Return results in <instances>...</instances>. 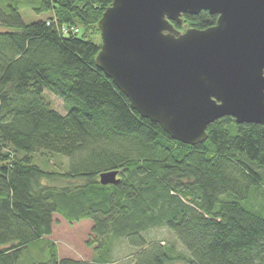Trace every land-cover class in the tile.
Instances as JSON below:
<instances>
[{"label":"trees","instance_id":"1","mask_svg":"<svg viewBox=\"0 0 264 264\" xmlns=\"http://www.w3.org/2000/svg\"><path fill=\"white\" fill-rule=\"evenodd\" d=\"M111 3L0 0V264L105 263L102 255L92 263L60 258L50 240L46 260L26 259L52 234L57 213L90 220L88 244L106 254L111 241L126 240L134 264H264V213L250 203L264 184V123L225 116L208 126L206 141L190 145L141 116L96 64L102 42L91 35H101ZM25 5L52 15L27 23ZM217 18L204 10L174 25L206 29ZM39 152L66 156L67 170L43 168ZM111 170L118 181L102 184L100 174ZM162 227L188 255L143 235Z\"/></svg>","mask_w":264,"mask_h":264},{"label":"water","instance_id":"2","mask_svg":"<svg viewBox=\"0 0 264 264\" xmlns=\"http://www.w3.org/2000/svg\"><path fill=\"white\" fill-rule=\"evenodd\" d=\"M204 10L215 25L175 27ZM98 26L97 66L173 139L202 143L225 116L264 123V0H112Z\"/></svg>","mask_w":264,"mask_h":264},{"label":"rangeland","instance_id":"3","mask_svg":"<svg viewBox=\"0 0 264 264\" xmlns=\"http://www.w3.org/2000/svg\"><path fill=\"white\" fill-rule=\"evenodd\" d=\"M21 15L25 22L30 23L42 18L48 19L52 14H37L34 10L27 5L21 8ZM184 31V30H183ZM92 39L96 43L102 42L101 35L93 33ZM45 98L50 99L52 104L61 112H64L63 101L49 92H45ZM35 162L48 170H60L66 171L69 166V159L62 154H46L36 153ZM264 177V172H262ZM223 198H228V195H224ZM251 205L254 209H259L264 213V184L260 189L257 188L256 192L252 193ZM262 213V214H263ZM90 220H81L78 222H68L60 214L54 215L53 232L50 236L40 243L32 245L26 252V259L33 261H42L48 258L47 241H53L57 247L60 258H72L89 261L92 263L101 257L105 263L98 264H134L133 257L136 249L131 247L129 243L124 239H114L111 241V251L107 254L103 248H98L95 242L88 244L91 237ZM144 237L149 242L161 240L166 246L170 247L176 254L188 255V252L176 233L168 228H153L143 233ZM190 256V254H189ZM172 264H190L188 262H176Z\"/></svg>","mask_w":264,"mask_h":264},{"label":"built area","instance_id":"4","mask_svg":"<svg viewBox=\"0 0 264 264\" xmlns=\"http://www.w3.org/2000/svg\"><path fill=\"white\" fill-rule=\"evenodd\" d=\"M64 31L67 32L68 30L66 28H64ZM75 31H78V28H76Z\"/></svg>","mask_w":264,"mask_h":264}]
</instances>
